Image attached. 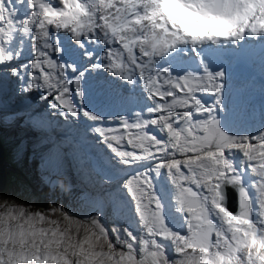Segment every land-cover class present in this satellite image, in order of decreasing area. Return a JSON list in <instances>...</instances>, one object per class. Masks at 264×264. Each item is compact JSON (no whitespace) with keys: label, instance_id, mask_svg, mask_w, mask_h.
I'll use <instances>...</instances> for the list:
<instances>
[{"label":"snow or ice","instance_id":"6c2138e0","mask_svg":"<svg viewBox=\"0 0 264 264\" xmlns=\"http://www.w3.org/2000/svg\"><path fill=\"white\" fill-rule=\"evenodd\" d=\"M62 36L97 62L81 70L63 59ZM257 39L264 0H0V79L10 72L61 115L95 122L125 177L94 201L99 215L0 201V264H264V126L236 134L218 115L220 56ZM29 51L27 63L7 67ZM89 68L138 83L149 103L107 118L88 109ZM162 171L171 217L154 183ZM109 203L117 217L130 204L138 230L109 229Z\"/></svg>","mask_w":264,"mask_h":264},{"label":"rangeland","instance_id":"374dc122","mask_svg":"<svg viewBox=\"0 0 264 264\" xmlns=\"http://www.w3.org/2000/svg\"><path fill=\"white\" fill-rule=\"evenodd\" d=\"M61 40L62 45L65 48V53L62 57L63 59L70 61L74 60L80 66L81 70L90 63H94L93 59L90 61L85 59L83 50L72 49V46L68 43L67 37L62 36ZM241 47L238 49H241ZM230 49L234 57L236 55V53H234L235 48ZM246 49L247 48H245V50ZM92 50L95 51V49ZM69 52L72 54L69 55ZM224 58H226V60H224ZM29 59H31L30 51L26 52L20 60L11 62L7 67H16L20 63H26ZM220 62H223L227 75L226 90L224 93L225 106L219 110V118L228 130L236 134L255 132L261 126H264V112H260L259 109L254 107L255 105H261L264 108V70H262V74H257L259 90L251 92L245 86L242 89H238V85L240 84L239 79L241 78L240 67L236 65L232 56H229L228 51H223L220 56ZM103 70L105 69L100 68V71ZM9 73H7L6 76H9ZM245 73H247L248 76L251 74V72L247 70H245ZM124 82L126 83L127 81ZM135 85L138 86L139 92L146 96L142 86L138 83ZM82 89L84 91V106L89 107L90 110L103 117L107 118L119 115L126 116L135 112L134 106H136L137 103L135 102V99L132 101V98L122 96L119 93H112L113 95L108 99L103 96L100 90L93 89V83L85 80V78L82 81ZM142 99L144 102L136 108V111L141 110L149 103L147 99L143 97ZM29 108L31 107L25 106L22 110L27 111ZM113 111H116L117 115H113ZM111 122L112 121L109 119L103 121L105 125H108ZM88 123L90 127L96 126L95 122L91 121ZM74 128L75 127H73V132L76 133ZM81 135L85 137L83 140H81ZM88 137V134L84 131L79 132L76 136L72 137L76 148L67 154V157L70 160L68 165H70V168L75 167L81 177H84V171H89L96 177L100 176L97 177V181L83 179L84 185L77 184L70 176V173L66 174V180L60 181L59 179H63V175H58L57 172L58 170L59 174H63V172L60 170L59 166L61 160L58 151L49 148L48 146L42 149L37 145L36 147L33 146L28 149L29 168H27V176L24 180H22L20 176H15L16 180H13L14 182L9 184L7 188L3 190L2 194L4 196L11 195L15 199L14 202L25 204L33 209L42 210L45 206H49V208L62 206L65 210L77 213L81 217L88 214L99 215V213H93V204L91 205V203H94L95 200L105 196L101 192V188L111 187L107 193L118 190L125 177L123 173L116 171L117 166L114 167L109 163L110 157H107V155L112 156V159L115 161L116 158L114 154H112L110 150H108V154L103 153V148H98L97 144ZM60 139L61 135L57 134L54 138L50 139V142L54 143L60 141ZM99 141L103 145V141L100 137ZM78 144H80L82 148H79ZM18 157L19 156L15 157V159ZM37 162H41V164L39 165ZM43 164L44 169L46 170L42 168ZM14 166L18 170L23 169L21 163L16 162L14 163ZM147 166L150 167L151 164H148ZM18 170L11 169L12 174L15 175V173H18ZM136 170L140 169L135 167L128 169L129 172ZM106 173H111L116 177L113 182L116 184L115 186H110L113 183H102V179L105 177ZM153 175L156 191L161 196L166 206V213L171 217L173 215L171 206L172 186L169 178L163 171L159 176H155V174ZM86 193H89L90 197H88ZM121 198L128 199L126 194H123ZM103 221L109 229L113 226H121V228L129 227L133 230H138V222L131 211L130 204L122 210L119 217L116 216V209L114 206L111 203L107 204L104 209Z\"/></svg>","mask_w":264,"mask_h":264},{"label":"bare ground","instance_id":"6f19581e","mask_svg":"<svg viewBox=\"0 0 264 264\" xmlns=\"http://www.w3.org/2000/svg\"><path fill=\"white\" fill-rule=\"evenodd\" d=\"M258 41V39L249 41L244 44L241 49L235 48L234 53H236V55L234 56V60L236 65L240 67L241 77L239 79L240 84L238 85V89H242L245 86L251 92L259 90L257 74H262L261 72L264 70V44ZM68 43L72 46V42L69 39ZM245 48L247 49L245 50ZM96 51L98 52L99 48H97ZM257 52L258 54L256 55ZM85 59L90 61L88 57H85ZM93 61L94 63L97 62L94 58ZM245 70L251 72V74L248 76ZM84 78L85 80L91 81L93 83V89L100 90L103 96L108 99L113 95L112 93H119L122 96L130 97L132 101L135 99V102H137L136 106H134L135 111L136 108L144 102L142 97L147 99L146 96L139 92L137 85L129 82L125 83L123 79L113 76L106 70L100 71V69H96L93 71L89 68ZM21 86L19 77L11 73H9V76L5 75L3 79H0V144L5 150L3 165L5 181L3 184L2 178L0 201L4 199L10 202L15 201L13 196H4L2 194L3 190L14 182L9 178L10 174H12L11 169L18 170L15 168L14 163H21L23 169H19L18 173H15V176H20V178L24 180L27 176V168H29L28 149L33 146L36 147L37 145L42 149L48 146L58 151L61 160L59 166L60 170L63 172V174H59V170L57 172L58 175H63V179H59L60 181L66 180V174L68 173H70V176L77 184L84 185L83 179L97 181V177L100 176L96 177L89 171H84V177H81L75 167L70 168V165H68L70 160L67 157V154L76 148L72 137L82 131L88 134V138L94 141L98 148H103V153L108 154L109 149L104 143L102 145L99 141V137L91 131L92 127H90L88 123L91 121L85 119L83 116L73 118L68 115L65 117L61 115L57 109L50 106L51 100L40 99L41 90L34 89L31 92H22L20 90ZM25 106H30L31 108L27 111L22 110ZM254 107L259 109L260 112H264V108L261 105H255ZM87 108L90 109L89 107ZM112 114L117 115V112L113 111ZM73 127H75L74 130H76V133L73 132ZM57 134L61 135L60 141L51 143L50 139L54 138ZM81 137V140L85 138L83 135H81ZM78 146L82 148L80 144H78ZM17 156L19 157L15 159ZM107 157H110L109 163L112 166H117L112 156L107 155ZM37 164L40 165L41 162H37ZM42 168L44 169V164ZM115 185L116 184L113 183L110 186ZM109 188L111 187L101 188V192L105 195L103 197L106 198V193ZM231 191L233 190L231 189ZM86 195L90 197L89 193H86ZM92 204L93 203H91V205ZM47 209H50L49 206H45L42 210Z\"/></svg>","mask_w":264,"mask_h":264},{"label":"water","instance_id":"95a60500","mask_svg":"<svg viewBox=\"0 0 264 264\" xmlns=\"http://www.w3.org/2000/svg\"><path fill=\"white\" fill-rule=\"evenodd\" d=\"M4 153L5 150L0 144V190H2V178H3V184H4V172H3V165H4ZM228 197H229V204L233 207H235V200H236V193L235 191H231V189L228 190ZM233 197V198H230Z\"/></svg>","mask_w":264,"mask_h":264},{"label":"trees","instance_id":"16d2710c","mask_svg":"<svg viewBox=\"0 0 264 264\" xmlns=\"http://www.w3.org/2000/svg\"><path fill=\"white\" fill-rule=\"evenodd\" d=\"M9 178H10L12 181H13V180H16V177H15V175H13V174H10Z\"/></svg>","mask_w":264,"mask_h":264}]
</instances>
